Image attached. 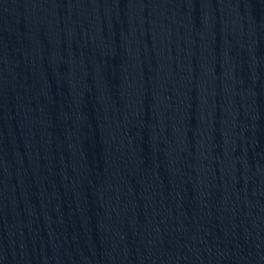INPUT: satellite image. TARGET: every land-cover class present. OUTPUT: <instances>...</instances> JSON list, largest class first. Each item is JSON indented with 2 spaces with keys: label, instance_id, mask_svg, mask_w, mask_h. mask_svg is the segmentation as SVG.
Wrapping results in <instances>:
<instances>
[{
  "label": "water",
  "instance_id": "95a60500",
  "mask_svg": "<svg viewBox=\"0 0 264 264\" xmlns=\"http://www.w3.org/2000/svg\"><path fill=\"white\" fill-rule=\"evenodd\" d=\"M0 264H264V0H0Z\"/></svg>",
  "mask_w": 264,
  "mask_h": 264
}]
</instances>
